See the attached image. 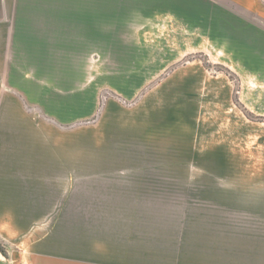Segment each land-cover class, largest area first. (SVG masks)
<instances>
[{"label": "rangeland", "instance_id": "1", "mask_svg": "<svg viewBox=\"0 0 264 264\" xmlns=\"http://www.w3.org/2000/svg\"><path fill=\"white\" fill-rule=\"evenodd\" d=\"M100 1L116 22L99 37L9 55L22 73L21 125L37 127L39 156L48 147L70 165L22 182V212L0 221V264H40L78 241L181 257L164 264H264V61L260 76L211 43L209 0ZM23 4L15 12H35ZM93 174L149 179V197L129 206L149 213L81 212V197L113 183L77 179Z\"/></svg>", "mask_w": 264, "mask_h": 264}, {"label": "crops", "instance_id": "2", "mask_svg": "<svg viewBox=\"0 0 264 264\" xmlns=\"http://www.w3.org/2000/svg\"><path fill=\"white\" fill-rule=\"evenodd\" d=\"M22 1L0 0V221L5 219L6 214L22 212V182L38 181L39 172L50 175L51 177L45 180L52 181L54 165H70L68 159L65 163L64 161L55 163L51 155L53 149L48 147L41 148L42 153L39 156L37 127L21 125V118L25 114L18 106L21 98L16 93L23 91L22 73L14 61L10 62L9 55H37L39 46L52 47L54 44L81 46L85 44L83 40L91 34L93 37H99L103 28H114V25H103V22H116L112 14L101 13L98 8L101 6L100 0H29L26 4L36 7L35 12L29 14L15 12L17 7L22 6ZM218 1L243 13L242 15L230 14L223 8L220 10L218 4L215 11L214 0H209L211 43L221 47L223 53H229L237 60L243 62L248 60L246 65L251 64L248 66H252L254 71H259L261 76L262 68L257 67L256 63L264 61V56H261L264 54L263 1ZM86 32L90 34L87 35ZM71 38L76 41H70ZM54 39H62V42L59 43L58 40L54 42ZM6 102L12 104L9 109H6ZM78 165L85 166V163H78ZM90 176L88 178L86 175H79L77 179L113 183L105 184L107 185L105 187L99 185L101 186L99 191L94 189L87 196L81 197V203L84 204L81 207H85L81 212L88 214L149 213L147 206L146 209L140 206H137V209H129V206L141 203V197H149L144 194L149 191L147 185L149 179L107 180L102 174ZM132 181L137 184L130 186ZM101 202H105V207L110 209L98 210ZM113 206L119 209H111ZM96 220L97 217L87 216L83 221L84 228L87 222H93L96 229ZM90 232H92L90 229H85L84 236L86 237V234ZM78 245L80 248L76 253L52 255L39 262L40 264H164L166 261L171 263L181 259L175 254L166 255L168 258L159 255L157 259L156 255L147 253H103L96 248L93 252H89L84 247V241H78ZM257 257L256 255L251 257L253 264L256 263Z\"/></svg>", "mask_w": 264, "mask_h": 264}]
</instances>
